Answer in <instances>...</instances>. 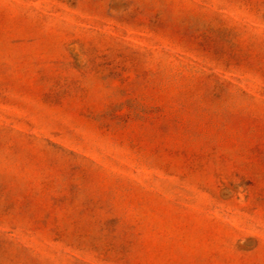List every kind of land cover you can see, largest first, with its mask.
Listing matches in <instances>:
<instances>
[{
  "label": "rangeland",
  "instance_id": "1",
  "mask_svg": "<svg viewBox=\"0 0 264 264\" xmlns=\"http://www.w3.org/2000/svg\"><path fill=\"white\" fill-rule=\"evenodd\" d=\"M0 264H264V0H0Z\"/></svg>",
  "mask_w": 264,
  "mask_h": 264
}]
</instances>
